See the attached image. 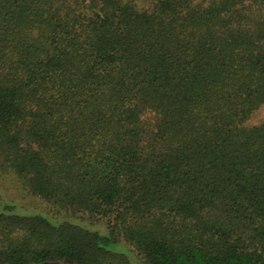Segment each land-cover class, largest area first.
I'll use <instances>...</instances> for the list:
<instances>
[{
  "label": "trees",
  "instance_id": "16d2710c",
  "mask_svg": "<svg viewBox=\"0 0 264 264\" xmlns=\"http://www.w3.org/2000/svg\"><path fill=\"white\" fill-rule=\"evenodd\" d=\"M261 109L264 0H0V261L264 264Z\"/></svg>",
  "mask_w": 264,
  "mask_h": 264
},
{
  "label": "rangeland",
  "instance_id": "374dc122",
  "mask_svg": "<svg viewBox=\"0 0 264 264\" xmlns=\"http://www.w3.org/2000/svg\"><path fill=\"white\" fill-rule=\"evenodd\" d=\"M260 117H264V109L260 110V112L254 118V121L259 119ZM17 200H18V202H20L19 199H17ZM89 228L93 229V230L97 229V230H101V231H105L106 230L104 225H102L100 223L89 225ZM0 264H3V263L0 261ZM40 264H73V263L71 261H69V260H66V259H61V260L52 259V260H49V261H46V262H43V263H40Z\"/></svg>",
  "mask_w": 264,
  "mask_h": 264
}]
</instances>
